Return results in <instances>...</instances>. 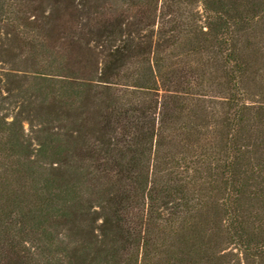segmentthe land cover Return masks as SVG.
Listing matches in <instances>:
<instances>
[{"label": "trees", "instance_id": "obj_1", "mask_svg": "<svg viewBox=\"0 0 264 264\" xmlns=\"http://www.w3.org/2000/svg\"><path fill=\"white\" fill-rule=\"evenodd\" d=\"M0 264H264V0H0Z\"/></svg>", "mask_w": 264, "mask_h": 264}]
</instances>
